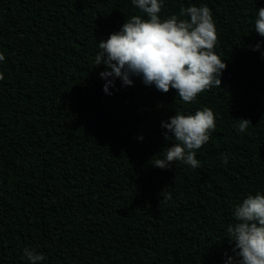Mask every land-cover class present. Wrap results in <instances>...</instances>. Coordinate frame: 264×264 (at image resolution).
<instances>
[{"label":"trees","instance_id":"1","mask_svg":"<svg viewBox=\"0 0 264 264\" xmlns=\"http://www.w3.org/2000/svg\"><path fill=\"white\" fill-rule=\"evenodd\" d=\"M189 4L210 9L213 51L226 65L193 103L138 78L102 91L95 42L143 17L130 0H0V264H28L25 247L41 264H223L231 255L233 205L264 193V58L252 50L264 38L251 30L264 0H165L159 15ZM203 107L216 126L196 151L200 166L152 167L172 143L160 121ZM237 119L250 122L243 133Z\"/></svg>","mask_w":264,"mask_h":264},{"label":"clouds","instance_id":"2","mask_svg":"<svg viewBox=\"0 0 264 264\" xmlns=\"http://www.w3.org/2000/svg\"><path fill=\"white\" fill-rule=\"evenodd\" d=\"M130 3L143 17L130 16L117 31L95 42L93 63L103 65L98 75L105 80L102 91L106 95H111L109 87L114 89L117 80L120 87H125L132 85L133 78L162 93L171 88L175 97L185 103H193L201 92L218 87L226 65L213 51L217 43L215 24L206 5L181 6L178 14L162 18L159 13L165 0H130ZM251 30L264 38V7L255 8ZM262 44L264 39L258 40L252 50L259 51L264 58ZM4 60V54L0 53V63ZM3 79L0 73V80ZM233 121L239 133L250 125L248 119ZM215 126L214 113L208 107L197 109L193 114L175 111L166 121H160L163 139L171 140V146L151 166L164 170L179 162L189 169L198 168L196 151L208 142ZM219 159L227 164L229 156L222 153ZM159 195L162 199H171L168 193ZM231 216L225 237L232 244L231 255L224 254L223 264H264V193L247 195L233 205ZM22 258L28 264H41L44 260L42 253L28 247L22 249Z\"/></svg>","mask_w":264,"mask_h":264}]
</instances>
